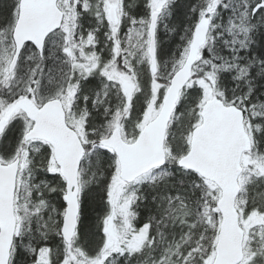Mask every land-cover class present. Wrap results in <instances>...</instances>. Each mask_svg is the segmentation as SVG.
I'll list each match as a JSON object with an SVG mask.
<instances>
[{
    "label": "snow or ice",
    "instance_id": "snow-or-ice-1",
    "mask_svg": "<svg viewBox=\"0 0 264 264\" xmlns=\"http://www.w3.org/2000/svg\"><path fill=\"white\" fill-rule=\"evenodd\" d=\"M0 264H264V0H0Z\"/></svg>",
    "mask_w": 264,
    "mask_h": 264
}]
</instances>
